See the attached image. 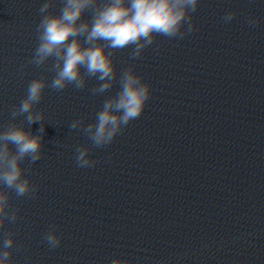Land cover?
I'll return each mask as SVG.
<instances>
[{"label": "water", "instance_id": "obj_1", "mask_svg": "<svg viewBox=\"0 0 264 264\" xmlns=\"http://www.w3.org/2000/svg\"><path fill=\"white\" fill-rule=\"evenodd\" d=\"M190 16L153 41L151 96L115 136L72 264H264V0Z\"/></svg>", "mask_w": 264, "mask_h": 264}, {"label": "clouds", "instance_id": "obj_2", "mask_svg": "<svg viewBox=\"0 0 264 264\" xmlns=\"http://www.w3.org/2000/svg\"><path fill=\"white\" fill-rule=\"evenodd\" d=\"M52 0H44L39 8L42 18L37 25L38 45L30 63L44 64L54 58L51 65L55 72L50 83L43 79H33L28 83L26 95L18 106L14 107L11 117L23 115L26 124L42 121V112L34 111L41 100L45 87L60 91L71 85L75 89L85 86L86 73L101 83L91 89L93 94L103 93L112 87L116 77L112 53L109 49H122L133 46L132 58L141 55L143 49L152 44L157 35L182 38L194 30L190 23L200 0H63L59 15L47 13ZM94 8L92 19L82 21L86 9ZM234 12H228L222 18L225 23L232 20ZM255 24V19L248 21ZM83 37V40L80 39ZM151 96V86L143 82L131 68L120 75V89L114 97L106 99L95 122L83 127V132L93 146L110 144L121 129L130 121L139 117ZM81 120L72 121L69 129H79ZM43 132V127L39 129ZM12 145L15 151H10ZM42 136L34 135L23 126L9 125L0 130V226L6 221L16 220V211H8L10 189L17 196L34 194L35 188L30 178L25 176L22 161L29 158L34 163L43 156ZM89 148H76L78 167H90L95 161L89 156ZM49 248H56L61 237L54 228L42 237ZM14 237L6 234L0 237V264H13L10 259ZM111 264H129L114 259Z\"/></svg>", "mask_w": 264, "mask_h": 264}]
</instances>
